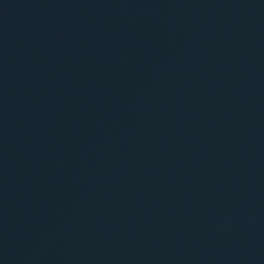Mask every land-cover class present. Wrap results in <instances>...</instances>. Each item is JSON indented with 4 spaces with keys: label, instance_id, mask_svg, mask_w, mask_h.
<instances>
[{
    "label": "water",
    "instance_id": "95a60500",
    "mask_svg": "<svg viewBox=\"0 0 264 264\" xmlns=\"http://www.w3.org/2000/svg\"><path fill=\"white\" fill-rule=\"evenodd\" d=\"M0 264H264V0H0Z\"/></svg>",
    "mask_w": 264,
    "mask_h": 264
}]
</instances>
